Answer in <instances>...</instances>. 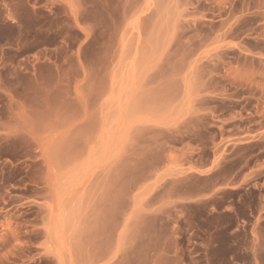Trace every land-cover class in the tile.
Returning <instances> with one entry per match:
<instances>
[{"label": "rangeland", "instance_id": "1", "mask_svg": "<svg viewBox=\"0 0 264 264\" xmlns=\"http://www.w3.org/2000/svg\"><path fill=\"white\" fill-rule=\"evenodd\" d=\"M74 1L0 0V264H264V0Z\"/></svg>", "mask_w": 264, "mask_h": 264}, {"label": "crops", "instance_id": "2", "mask_svg": "<svg viewBox=\"0 0 264 264\" xmlns=\"http://www.w3.org/2000/svg\"><path fill=\"white\" fill-rule=\"evenodd\" d=\"M72 2H73V5L77 7L75 1L72 0ZM201 175H205V174H201ZM163 177H166V176H163ZM167 188L168 187H163V210L166 208H172L176 212L178 211V206L182 202H188V203L194 204V203H200V202L206 201L210 197L213 190L215 189V187H213L212 191L209 190L207 193L206 192L200 193L199 195H196L194 197L185 198L178 194L176 195L164 194L165 192L168 191ZM223 212H224L223 210L212 211L211 208L208 207L207 216L209 217V216L215 215V213L220 214ZM208 234H210V232ZM75 236H78V235H75ZM73 238L75 239V237ZM175 238H176V234L174 232L166 233L165 235H163V247L162 246L158 247V250L156 249V247H153V249L150 251L151 255L153 256L151 258V264H162L161 263L162 259L169 260L167 264H188V262L184 260L180 262L179 259H177L178 258L177 257L178 256L177 247L172 244L170 246V243L173 240H175ZM76 244H77L76 241L69 239L66 249L62 251L63 258L59 259L58 257H56V264H85L84 259L81 257V251L79 250L80 247L77 246ZM201 252L205 253V250H201L198 247L193 246L190 255L191 257H195L199 255ZM244 252H246V250L240 251V253H244ZM229 259H231V257ZM229 264H243V263L233 262Z\"/></svg>", "mask_w": 264, "mask_h": 264}]
</instances>
